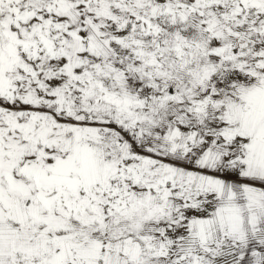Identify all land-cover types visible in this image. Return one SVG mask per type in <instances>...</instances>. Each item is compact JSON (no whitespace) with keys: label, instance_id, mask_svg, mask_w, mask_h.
Instances as JSON below:
<instances>
[{"label":"snow or ice","instance_id":"obj_1","mask_svg":"<svg viewBox=\"0 0 264 264\" xmlns=\"http://www.w3.org/2000/svg\"><path fill=\"white\" fill-rule=\"evenodd\" d=\"M0 264H264V0H0Z\"/></svg>","mask_w":264,"mask_h":264}]
</instances>
